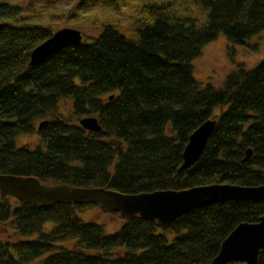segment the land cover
I'll use <instances>...</instances> for the list:
<instances>
[{
  "label": "trees",
  "instance_id": "16d2710c",
  "mask_svg": "<svg viewBox=\"0 0 264 264\" xmlns=\"http://www.w3.org/2000/svg\"><path fill=\"white\" fill-rule=\"evenodd\" d=\"M36 16L54 22L13 24ZM60 23L81 31V44L29 66ZM127 27L137 36L120 32ZM262 30L264 0H0V174L121 194L264 185V60L236 64L217 86L192 75L220 33L234 51ZM84 116L100 131L81 128ZM208 119L216 126L197 162L177 170L188 137ZM34 133V149L17 144ZM95 208L0 197V225L11 231L0 238V264H209L232 229L264 215V199L197 208L162 232L139 216L113 233L77 217ZM256 260L264 264V250Z\"/></svg>",
  "mask_w": 264,
  "mask_h": 264
},
{
  "label": "water",
  "instance_id": "95a60500",
  "mask_svg": "<svg viewBox=\"0 0 264 264\" xmlns=\"http://www.w3.org/2000/svg\"><path fill=\"white\" fill-rule=\"evenodd\" d=\"M81 38V31L69 27L54 31L31 51L29 66L39 64L66 47L80 45ZM97 121L94 116H84L77 123L86 131L98 132L101 127ZM216 122L215 119H208L191 133L182 153V164L177 170H187L197 162ZM44 123L45 121L38 123V128ZM251 154L252 150L248 147L243 162L247 161ZM0 197L13 198L39 208L57 204H95L103 212L117 213L122 220L139 216L145 221H154L165 231L169 230L176 218L197 208L227 201L262 200L264 185L239 187L217 183L191 187L188 190L121 194L102 187L42 184L34 177L0 174ZM222 241L217 255L209 264H256L260 251L264 250V215L255 223L238 224Z\"/></svg>",
  "mask_w": 264,
  "mask_h": 264
},
{
  "label": "rangeland",
  "instance_id": "374dc122",
  "mask_svg": "<svg viewBox=\"0 0 264 264\" xmlns=\"http://www.w3.org/2000/svg\"><path fill=\"white\" fill-rule=\"evenodd\" d=\"M66 6V5H64ZM67 7V6H66ZM64 8H55L53 11L61 12ZM103 12H105L103 10ZM106 12H108L106 10ZM98 14L101 11H97ZM109 13V12H108ZM39 22L45 24H52L54 21L49 17H31L30 19L23 21L13 22L14 25H20L23 22L32 23ZM125 23L126 20L123 19ZM56 26V25H55ZM66 27L64 24L60 23L57 28ZM124 32L122 29L120 32L126 35V37L133 38L137 36V32L132 27H127ZM264 60V30L260 33L252 36L250 39L245 40V44L237 45L234 51L228 49V42L225 34L220 33L216 40L205 45L202 49V54L200 57L193 61L192 75L193 77L201 83V86H205L207 83L217 86L224 79L225 73L229 72L236 64H243L246 68H252L259 61ZM61 113H69L70 105L68 102H62L60 104ZM40 123V120L36 122ZM38 136L36 133L29 135H19L16 139L18 145L29 147L34 149L38 143ZM81 220L87 221L92 220L97 223L103 224L106 233L117 232L122 224V220L118 216L110 215L109 213L102 212L100 209H91L89 211L79 213L78 216ZM52 226L51 223L45 225L46 230ZM163 230L159 229L158 232ZM11 231L6 225H0V238H5L9 236ZM173 234L167 233L166 238L168 242L173 239Z\"/></svg>",
  "mask_w": 264,
  "mask_h": 264
}]
</instances>
